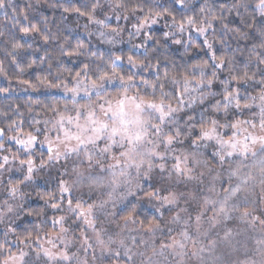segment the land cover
I'll use <instances>...</instances> for the list:
<instances>
[{
  "label": "clouds",
  "instance_id": "obj_1",
  "mask_svg": "<svg viewBox=\"0 0 264 264\" xmlns=\"http://www.w3.org/2000/svg\"><path fill=\"white\" fill-rule=\"evenodd\" d=\"M4 2L8 7L0 10L8 16L14 0ZM33 2L41 5L48 4L49 0H30V4ZM71 3L72 0H53L50 6L72 12L65 10ZM82 5H86L94 17L83 24L85 33L105 45H118L127 39L130 50L139 52L142 48L135 46L141 43H135L136 39L140 38L146 45L153 44L154 37L151 35L146 39L144 34L152 26L162 24L165 30L154 46L143 48V54L136 56L143 63L127 64V72L134 77L129 95L144 94L159 100L165 93V99L171 102L175 111L163 122L158 113H144L149 129L136 155L137 161L143 158L144 163L137 168L126 166L123 157H120L121 163L116 164L115 156L124 151L119 145H114L110 153L95 152L92 161L84 157L83 149L80 153L50 159L44 133L48 131L49 135H55V132L50 131L51 124L46 125L45 121L50 122L54 113L44 108L42 119L37 120L36 109L41 104L34 103L35 100H29L25 115L31 116L29 126L40 139L27 149L15 143L18 147L12 151L6 145L14 141L11 137L18 135L16 129L20 123L12 116L19 115L20 110L0 107V128L7 129L0 136V144L5 145L0 148V164L4 163V155L9 156L8 166L0 168V264H264V223H261L264 220V170L259 163L264 158V147L256 145L254 154L251 151L246 155L237 153L220 160L217 153L222 150L215 140L192 144L199 135L200 125L213 119L219 124H230L235 119L254 120L256 128L244 127L262 134L259 101L248 109L237 108L234 103L225 101L224 85L227 82L232 88L233 69H217L207 47L203 48L207 58L192 60L193 53L200 54L202 45L198 41L202 36L196 31L191 32L190 25L185 24L181 31L169 14L164 13L156 23L141 31L134 27L149 8L162 11L164 7L170 13L176 12L175 21L195 17L199 25L212 15L206 7L211 6L222 20L214 22L218 27L208 39L232 58L233 65L243 56L251 68L250 74H255L254 79L241 82L245 90L252 89L251 92L245 94L238 86L240 95L248 100L264 91V64H259L258 55L252 54L253 51L264 53V48L260 47L264 43V8L258 6V0H226L218 7L215 0H120L119 4L116 0H81ZM92 5H96L94 10ZM135 5H141L143 11H133ZM233 14L239 17L238 27L229 26L234 22ZM112 17L117 21L127 17L124 20L130 22V28L120 24L114 27L110 23ZM10 18L19 22V16L13 11ZM47 23L46 20L45 30ZM224 24L230 30L226 31L222 27ZM172 45L180 47L179 60L167 54ZM84 51H89L87 46ZM111 55L118 54L113 52ZM41 60L44 62L43 57ZM157 61L158 69L153 67ZM194 63L203 66V77L200 69H193ZM89 64L93 72L97 66L111 70L109 56L102 60L89 57ZM161 66L165 68L162 73ZM48 70L55 81L68 76L67 72L58 76V71L53 72L49 64ZM175 73H187L193 80V88L184 94L182 104L175 93L183 90L184 81L179 75L172 80ZM141 77L156 82L157 87L153 89L143 84ZM201 78L204 84L197 86L196 81ZM160 83L164 84L163 89L159 87ZM217 83L221 86L220 91L214 90ZM113 84L119 87V81L113 80L107 86L108 91H113ZM19 85L25 86L20 81ZM40 87L46 86L37 84L35 89L28 88L35 91ZM7 88H11V83ZM69 100L70 96L63 92V102ZM254 106L258 111L253 110ZM152 124L160 126L159 135L152 130ZM178 130L180 134L176 135ZM218 130L222 135H230L232 131L230 127L219 126ZM169 134L175 136L172 144H167L164 139ZM152 149L163 155L150 154ZM60 151H64L63 145ZM185 153L189 156L187 167L191 169L187 175L177 173L173 167L175 156L183 157ZM30 159L33 161L31 174L27 171L28 165L21 163ZM122 170L124 174L120 175ZM60 181H64L69 190L67 193L62 192ZM13 187L15 191H12ZM233 188L238 190L231 194ZM224 189H229L230 193L226 215L219 212L226 195ZM67 198L73 200L72 206ZM77 201L85 207L93 206V226L86 224L72 210ZM53 204L57 207H52ZM57 217L64 218L60 224L54 223ZM45 250L52 253L51 257L45 255ZM65 252L67 259L63 255Z\"/></svg>",
  "mask_w": 264,
  "mask_h": 264
},
{
  "label": "snow or ice",
  "instance_id": "obj_2",
  "mask_svg": "<svg viewBox=\"0 0 264 264\" xmlns=\"http://www.w3.org/2000/svg\"><path fill=\"white\" fill-rule=\"evenodd\" d=\"M119 4L120 0H116ZM182 2V0H181ZM258 6L264 8V0H258ZM8 4L4 0H0V8H7ZM28 7H32L31 4ZM175 7V5H173ZM207 12L212 13V15L207 16L202 23L199 25L196 22L195 17H186L180 21H175V15L168 12V8L164 7L162 11H153L149 8L148 12L141 17L139 23L134 25L137 31H141L145 27L154 24L157 18L164 13H168L172 20L176 23V26L183 31L185 24L191 26L200 36L204 37L203 46L207 47L210 51L211 60L215 62V67L219 70H223L226 67H232L233 74L231 80L236 82L237 85H242L241 82H247L248 80L254 79L255 74L249 73L247 62H245L244 69L238 72L236 65H233L232 58L229 57L224 51L217 54L214 44L208 39L209 30L214 29V22L222 20L221 16L215 14L211 6H206ZM82 8L87 9L86 5L80 7H69L66 11H72L78 13L80 16H87L89 19H93V14L91 11H82ZM91 8L94 10L96 5H92ZM223 10V6H220ZM204 10L203 8L201 9ZM12 11L18 16L23 15L24 19L27 20L28 17L24 14V10H17L16 7L12 6ZM133 11H143L141 5H135ZM119 19V17H117ZM127 19V17H124ZM46 22V18H45ZM98 23H103V21H97ZM222 27L227 31L230 30L227 24L222 25ZM19 31L25 36L29 34H39L45 44L50 41H59L61 38L55 34H45L41 32V29L36 24H31L30 26H21ZM117 31V29H113ZM3 35V33H0ZM101 36L104 35L103 32L100 33ZM146 39L151 38V34L148 32L144 34ZM169 35V33H165ZM159 43V41H157ZM175 43H180V41H175ZM28 44L27 47H31ZM13 52L9 53L12 57V63H17L16 56L14 53L25 47L24 44L19 42H14L11 45ZM86 45L83 41L77 38V42L73 46L68 37H63L62 42L59 43L60 55L68 57H96L100 60L103 59L104 53L98 52H85ZM135 47L145 48L146 44L141 43ZM264 48V43L260 45ZM253 55H258V63L264 64V53L257 54L255 51ZM127 64L135 66L138 63H143L139 61L138 58L132 54L128 55H109L110 69H101L97 66L95 72L90 68L89 63H82L79 70L73 72L70 69L58 70V76L62 75L64 72L68 73V76L63 79L56 80L55 83L49 81L47 77L38 78L37 83H31L28 80H22L21 83L31 87L33 89L37 88V84L43 85L50 88L63 89V92L70 96L69 101L63 103L54 102L50 105H45L44 107L49 111L54 113L51 121H45V124H51L50 131H54L55 135H49L48 131H45L44 143L47 145V152L49 158L55 157L59 159L61 155L67 153H80L83 149V155L89 161H92L93 154L98 152L103 155L105 153H110L114 145H119L124 147V151H121L118 156H115L116 164L121 163L120 157L124 158L125 165H135L137 168L144 163L143 158L139 161L136 159V155L139 151V147L144 142L146 136L148 135L149 124L144 117V113L151 111L159 114V120L163 122L175 109L172 107L171 102L165 99L167 94L162 93L159 100L146 97L144 94L140 95H129V87L134 83V77L127 72L124 73L122 62L125 61ZM117 61L121 62L120 64ZM43 62V60H41ZM36 63L35 60L31 61L27 68H31ZM19 67V65L17 64ZM153 67L159 68V61ZM193 69H200L201 77H203V66L200 63H194L192 65ZM49 68H52V64L49 63ZM25 68H20V71H25ZM0 75L7 76V72L3 67L2 62H0ZM179 75L183 78L184 88L183 90H178L175 94L178 97V102L183 103L184 94L193 88V80L187 75V73H175L172 75V80L176 79ZM168 76L167 71L165 72V77ZM119 81V87L115 84L112 85L113 91H108V84L113 81ZM141 82L145 85L151 86L153 89L157 87L156 82L150 81L144 77H141ZM197 86L203 85L204 80L201 78L196 81ZM159 87L163 89L165 86L163 83L159 84ZM224 99L226 102H232L237 108L243 107L248 109L252 106V103L257 100L260 103V120L259 128L262 134H255L248 131L244 125H249L251 128L257 127V122L254 120H240L235 119L230 124H219L216 119L211 120L210 123L201 124L199 135L192 140V144L195 145L197 141H210L215 140L220 146L221 152L217 153L220 160H224L225 156H233L237 153L241 155H246L248 152H253L256 145L264 147V91L258 96H252L250 99L245 100L243 96L240 95L239 87L229 88L227 82H225ZM7 87L0 88V92H8ZM139 92V89H137ZM95 97V99H93ZM34 103H40V101L35 100ZM71 105V107H69ZM16 122L13 121V124ZM22 123V122H21ZM39 123V121H36ZM12 125H10L11 127ZM219 127H230V135H222ZM152 130L159 135L160 126L158 124L151 125ZM18 135L11 137L16 144L23 145L26 149L35 144L40 138L33 131L25 132L22 127H17L16 129ZM39 131V130H37ZM5 129L0 128V136H3ZM179 130L176 135H179ZM165 142L167 144H172L175 142V136L169 134L165 136ZM101 142L102 146H101ZM63 145L64 151H60V146ZM5 147L4 144H0V148ZM150 154L156 156H162L163 154L157 152L155 149L150 150ZM188 153H185L183 157L180 155L175 156V163L173 167L177 173H184L185 175L191 172V169L187 167ZM4 163L0 164V168H6L8 166L9 156L4 155L2 157ZM43 162V161H42ZM22 164H27V171L29 174L33 172V161H21ZM261 169L264 170V158L260 161ZM110 167H115V165H110ZM149 167L151 163L149 162ZM123 170L120 175H123ZM115 176V173L113 174ZM60 186L62 192L67 193L69 190L64 185V181H60ZM238 189H231V194H234ZM12 191H15L14 187ZM225 198L220 203L219 212L227 214V200L229 198V189H224ZM155 195V193H152ZM69 206H72L73 200L67 198ZM52 207H57L53 204ZM72 210L77 214L78 217H82L84 222L90 227L94 225L95 221L92 219L93 206L91 204L85 207L81 202L77 201L72 208ZM131 214H129L130 216ZM247 215V212H245ZM63 217H57L54 221L56 224H60L63 221ZM264 223V220L261 221ZM230 231V230H229ZM226 237L228 232L225 233ZM45 255L51 257L52 253L45 250ZM64 258L67 259V253L65 252Z\"/></svg>",
  "mask_w": 264,
  "mask_h": 264
},
{
  "label": "trees",
  "instance_id": "obj_3",
  "mask_svg": "<svg viewBox=\"0 0 264 264\" xmlns=\"http://www.w3.org/2000/svg\"><path fill=\"white\" fill-rule=\"evenodd\" d=\"M53 0H49L48 4L35 5L34 2L31 4L32 7H28L30 4V0H14L13 6L17 8V10H24V14L27 15L28 19L25 20L23 15L19 16V22L12 20L11 12L12 9H9V15L5 16L4 12L0 10V32L3 35H0V62H2L3 67L7 72V78L15 81L28 80L31 83H37L38 78L47 77L49 81L55 83L49 76L48 64H52V71L63 70L65 68L72 70L73 72L79 70L82 66V63H89V57L80 56V57H68L60 55L59 43L62 42L63 37H68L71 41V44L74 46L77 42V38L83 41L84 44L88 47L91 52L104 53V56L107 57L111 55L113 52L118 55H128L132 54L134 56L142 55L143 51H131V47H116L111 49L110 45L102 44L97 39L94 41L91 38H87L79 28H81L83 23H88L87 16H80L76 12H63V9L60 7H51L50 4ZM58 2V0H57ZM226 0H215V5L218 7L220 4L225 3ZM80 7L81 0H72L71 4H67V6ZM199 7V4H197ZM82 11H88V9L82 8ZM173 15H176V12L173 11ZM79 17V21L77 18ZM234 22L229 24L230 27H238L239 26V17H235L233 14ZM45 18L48 21L47 30H45ZM124 19H121L123 23ZM126 21V20H125ZM228 23V21H225ZM128 23H130L128 21ZM31 24H36L41 32L45 34L55 33L61 39L59 41H50L48 44H45L40 37L39 34H29L25 36L23 33L19 31L21 26H30ZM218 25L214 24V29ZM83 31V28H81ZM164 29H153L149 32L154 37L153 44L146 45V47L154 46L156 39L159 38ZM213 30L210 29L208 35L211 34ZM191 32H195L194 29H191ZM19 42L25 45L23 49L17 50L14 55L16 56L17 63H12V57L8 55V53H12L13 49L11 47L12 43ZM202 45V49L200 50V54L196 55L193 53L192 60L195 61L201 58H207V55L204 54L203 48V37L199 38L198 41ZM98 43H101L99 45ZM163 43V41H160ZM171 43V42H169ZM28 44H31L32 47H27ZM102 45L106 47H102ZM109 48V49H108ZM37 49H39L37 51ZM217 50V54H220L221 51H224L218 45L215 46ZM180 51L179 46L172 45L170 49L167 50V54L170 55L174 60H179V56L177 53ZM44 58V62L41 63V58ZM35 60L36 63L31 67L27 68V65ZM19 65V67L17 66ZM124 73L127 74L128 66L126 60L122 62ZM245 58L243 56L238 57V62L236 64L237 71L240 72L244 69ZM20 68H25V71H20ZM160 72L162 73L165 68L163 66L160 67ZM249 73H251V68H248ZM225 74L221 75V79L224 78ZM240 87L241 90L247 92H251L252 89H246L243 85H237L236 82H233L231 87L236 88ZM214 90L220 91L221 86L217 83L214 84ZM113 90V89H112ZM257 90H259V86H257ZM29 100H38L40 101L41 107L36 109V119L40 120L43 116L44 106L50 105L54 102L63 103V97L59 95H54L51 93H37L33 95H24V94H13V95H4L0 93V107L8 110L10 108H17L20 110L19 115L12 116V119H16L20 123V127L23 128L25 132L33 131V129L29 126V122L31 116H26V105ZM22 122V123H21ZM7 130L6 127L4 128ZM10 146V144H9Z\"/></svg>",
  "mask_w": 264,
  "mask_h": 264
},
{
  "label": "rangeland",
  "instance_id": "obj_4",
  "mask_svg": "<svg viewBox=\"0 0 264 264\" xmlns=\"http://www.w3.org/2000/svg\"><path fill=\"white\" fill-rule=\"evenodd\" d=\"M121 22V20L117 21L115 19V17H112L110 19V23L115 27L117 24H120L121 26L125 27V28H130L131 24L128 23V21H125L123 20V23H119ZM85 24V23H83ZM83 24L81 28H83ZM77 28H79L81 30V32L87 36V38H91L93 39L94 41L96 40V37L95 36H92V37H89L85 31H84V28H83V31L82 29L78 26ZM153 29H164L162 24H157V25H154L152 26L148 33L153 30ZM165 30V29H164ZM125 36H126V33H125ZM135 43H142V41L140 40V38H137ZM99 45H101V43H98ZM111 46V49H114L116 47H131V45L127 42V39H125V41H123L122 43L118 44V45H110ZM102 47H106L104 45H102ZM109 49V48H108ZM140 51H143V48L140 50ZM9 83H11V88L9 89V92L7 93H1V94H4V95H13V94H24V95H33V94H37V93H51V94H54V95H59V96H62L63 97V90L62 89H49V88H46V87H40L38 89H36L35 91H33L32 89L28 88L27 85L24 86V88H21L20 85H19V81H15V80H11L9 78H7L6 76H3V75H0V86H3V87H9ZM254 111H258V108L254 106ZM240 118H243V117H240ZM40 138V137H39ZM10 144V146H9ZM7 147H9L12 151H15L16 148L18 147L16 144H15V141H12L10 143H8L6 145Z\"/></svg>",
  "mask_w": 264,
  "mask_h": 264
}]
</instances>
